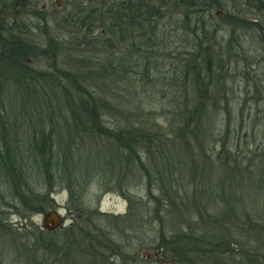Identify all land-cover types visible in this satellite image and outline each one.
Here are the masks:
<instances>
[{"label": "trees", "instance_id": "obj_1", "mask_svg": "<svg viewBox=\"0 0 264 264\" xmlns=\"http://www.w3.org/2000/svg\"><path fill=\"white\" fill-rule=\"evenodd\" d=\"M6 1L11 7L25 9L34 8L31 2L36 0ZM242 2L264 16V0ZM106 3L103 0L98 9L88 11L76 7L74 14H67L55 25V30L68 33V43L53 37L36 49L27 39L17 37V32L15 36L10 34L4 11L9 6L0 4V81L13 79L15 87L26 91L19 109L34 106V118L42 127L40 136L28 141V152L20 150L19 141L11 137V131L18 130L15 115L6 112L9 102L3 89L5 84L0 83L1 208L13 210L22 218L45 212L52 202L47 201L48 197L60 185L68 190L76 209L75 219L60 238L57 231H46L40 244L23 245L21 254L29 256L26 264H155L150 258L137 259L130 252V244L122 243L125 231L137 233L143 228L142 214L133 213L132 198H128L127 214L119 218L90 210L81 202L83 192L99 175L125 178L130 170L139 171L146 180L148 233L156 243L155 249L160 251L157 257L162 259L158 264H264V223L240 210L236 199L231 200L225 190L241 187L243 181L254 175L264 184V164L257 168L259 175L249 170L247 162L242 164L235 159L222 164L224 167L212 164L207 169L209 153L216 149L213 145L220 142L217 161H222L221 153L227 151L230 118L224 123L218 117L229 116L232 91L222 82V76L229 75L236 55L229 52L233 36L226 52L205 41L209 33L216 35V29L206 27L204 19L211 17L212 10L225 6L221 0ZM166 19L175 27L182 25L190 51L173 55L171 35L160 27ZM225 19L232 35L238 26L247 25V30L249 26L255 27L253 32L263 33L259 42L264 45V21L253 19L247 23L237 12L227 13ZM97 23L105 27L104 34L98 37L93 36ZM119 49L127 55L134 56L136 52L139 58L130 55V60L115 61L114 54ZM147 51L161 56L145 61L143 55ZM29 54L46 59V69L27 70L21 60ZM168 60L174 61L169 64ZM129 68L133 70V79H127L134 86L132 97L117 95L123 105L121 113L127 112L124 122L128 127L111 129L104 124L103 117L115 112L117 106L109 103L101 89L111 82L119 85ZM153 80L162 83L160 88L153 89L163 105L161 126L154 123L157 118L153 111L142 117L143 108L128 106L132 99L144 98L146 86ZM94 89L99 95L90 93ZM63 108L68 109L67 117L61 114ZM44 114L51 124L49 133L44 131ZM59 114L63 126L57 123ZM53 128L58 132L54 133ZM74 135L88 138L92 146L103 152L104 168L83 162L86 155L74 150L78 146ZM102 138L115 147L111 151L101 147ZM88 150L87 156L91 153ZM213 169L217 175L212 179ZM41 182L42 188H36L35 183ZM211 185L216 197L207 194ZM192 213L197 216L194 220ZM242 215L246 220L241 221ZM14 231L0 219V233L6 232L15 239L19 234Z\"/></svg>", "mask_w": 264, "mask_h": 264}, {"label": "rangeland", "instance_id": "obj_2", "mask_svg": "<svg viewBox=\"0 0 264 264\" xmlns=\"http://www.w3.org/2000/svg\"><path fill=\"white\" fill-rule=\"evenodd\" d=\"M5 1L6 0H0V4L9 6V3L5 4ZM100 1L101 3L103 2V0H60L61 6L58 7L55 0H36L31 2L35 4L34 8L27 6V8L21 9L9 6L8 8H10V10L6 8L4 11L9 24L8 27H11L9 29L10 34L15 36L17 32V37L27 39V43L36 49L39 45L41 47L43 43H48V38L52 40L53 37L64 39L59 40L60 43L64 41V43L67 44L68 41L66 37L68 33L60 29L55 30L57 21L65 18L67 14H74L72 12L78 6L86 11L98 9L101 6ZM118 1L120 0H105L108 4ZM221 3L225 6L224 9H214L210 13L211 17H205L204 19L206 27H209L211 31L216 29V35H211V33H209L204 39L212 45H217L218 47L216 48H221L222 51L226 52L229 39L233 36L234 41L231 44L232 51L229 52L231 55L235 54L236 59L231 64V71L228 72L229 75L222 76L224 78L222 82L225 85L227 84L232 91V98L228 105L229 116L227 114H222L218 117V119L222 120L224 123L230 118L229 136L226 142L227 151L221 153V157H223L221 158L222 161H217V153L221 152L220 142L213 145L216 146V149H214L213 152L209 151L211 160H207V169L208 167H213L212 164L214 166L224 167L227 162L235 159V161L242 164L247 162L248 167L251 166L249 170H253L251 172H255L256 175H259L257 168L261 166V164H264V45L259 42V38L263 36V33L253 32V29H255L253 26H249V30H247V25H245V27H236L232 35L231 27L225 24V18L227 13L231 14L237 12L239 17L246 20L247 23L253 19L262 23L264 21V16L258 12L249 10L243 5L242 0H221ZM174 15H179V13L174 12ZM169 22L170 21L166 19L160 27L168 35H171L169 42L171 51L174 52L173 55L190 51V49L187 50L190 46V42L186 39V34H183L185 31L182 25L175 27V25L173 26L169 24ZM104 28L103 25L97 23L93 29V36L98 37L104 34ZM200 37L202 36L200 35ZM52 45L54 44L52 43ZM136 54L135 52L134 56L130 55L138 59L139 55ZM130 55H127L124 50L119 49V51L114 54L116 58L115 61H118L119 58H122L124 61L130 60ZM173 55L171 56L175 57ZM159 56L161 55L149 51L143 55L146 59L145 61H154ZM46 58H49V56H46ZM21 61L24 62L27 70L46 69L47 67V60L34 54L27 55ZM173 61L174 60H168L167 63L170 64ZM177 61L178 60H176V62ZM128 78H130V80L133 79V70L130 68L127 70V77H123L119 85L115 86V84L111 82V84H106V86L101 89L105 91L104 94L106 98L109 99V103L114 107L117 106L115 112H111L109 115L107 114V116L103 117L104 124L111 129H126L128 127L124 122L127 112L125 114L121 113L123 105L121 99L117 97V95L120 94H129L128 96H130L134 91V86L131 81L128 82ZM255 81L256 83H254ZM2 82L5 84L3 89H5L7 95L6 99L11 104L9 105V103H6V112L11 116L15 115L13 119L16 120V128L18 129L15 130V132L11 131V137L15 136L19 141V149L27 153L28 141L31 140V138H38L41 132L40 128L42 127L38 125V122L34 118V106L26 105L24 109H19L21 99L25 96L26 91L22 88L19 89L15 87V80L13 79L6 80V82L0 81V83ZM20 84H22V82H20ZM161 84L162 83L157 82V80L149 82L148 87L146 86V95H142L144 98L139 96L138 99H132V103L128 105L129 108L132 109L136 107L143 108L142 117H144V115L146 116L147 111H153L154 117L157 118L154 120V123L159 126L164 125V118L160 117V111L163 105L161 106V100H157V94L154 93L153 89L160 88ZM53 89L54 88H51V90ZM138 90L140 91L141 89L138 87ZM55 91L58 92L59 90L55 89ZM90 93L99 95L95 89L91 90ZM53 109L56 112L55 116H57L58 110L56 104L53 105ZM67 110L68 109L63 108L61 112L65 117L69 115ZM1 111H3V109H1ZM61 114H59L57 123L63 126L62 124L64 121L61 118ZM44 116V131L49 133L52 131L50 130L51 124L48 121V115L44 114ZM241 120L243 121L242 124L240 122ZM223 128H225L224 125ZM223 128L222 131H224ZM53 129L54 133L59 130L57 128ZM73 140L78 144V146L74 147V150L78 149V151L85 153L86 157H84L83 160L85 164L89 165L96 163V167L104 168L103 152L92 146L87 141L88 138L85 137L81 139L74 135ZM99 142L101 147H106L110 151L111 148L115 147L114 145L112 147L110 141L104 138ZM88 149L91 150V153L87 156L86 152H89ZM112 162L114 163L113 160ZM216 173V169H213L211 173L212 179L217 175ZM145 183L146 180L144 176L139 171L134 170L128 171L125 178H121L120 176L117 178L113 176L110 178H103L99 175L90 185L91 187L85 189L81 197V202L90 210H95L100 214L106 213L109 216L114 215L119 218L125 217L127 214L129 209L128 198H132L131 200L134 202L133 213L136 215L139 213L142 214L140 219L143 228L138 230L137 233H132L131 231L128 233V231H125L124 234L121 235L122 243H126L127 241L130 244V252L134 254L137 259L150 258L155 264H158V260L162 259L160 255L157 257L160 251L155 249L156 243L152 241V237H149L148 233L147 222L149 221V216L147 215L148 208H146L147 197ZM42 185V182L39 183V185L35 183L36 188H42ZM225 190L228 191L227 195L231 197V200H234V198L236 199L235 202L237 201L240 210H244V213L252 219H257L264 223V184L261 183L258 176L254 175L249 177V179L243 181L241 187L231 186L225 188ZM0 191H3L1 186ZM215 192L216 190L213 189L211 185L207 194L216 197ZM69 197L68 190L64 186L59 185L47 199V201H52L49 209L42 213L27 215L25 218H22L19 214L13 212V210L1 208L0 204V219L13 230L18 231L20 235H17L14 239L9 237L6 232L0 233V264L27 263L26 259L28 260L29 256L26 255L27 253L21 254V250L24 248L23 245H25V243H41V238L45 237L44 233L46 232L42 229V216L50 211L60 212L65 219L64 225L56 230L60 238L61 233L71 225V221L76 217V209L72 206ZM69 207L70 209L68 210ZM191 216L193 220L197 217L194 213H192ZM244 220H246V218L242 215L241 221ZM118 227L121 229L122 225ZM161 261L163 263L165 262L164 260Z\"/></svg>", "mask_w": 264, "mask_h": 264}, {"label": "water", "instance_id": "obj_3", "mask_svg": "<svg viewBox=\"0 0 264 264\" xmlns=\"http://www.w3.org/2000/svg\"><path fill=\"white\" fill-rule=\"evenodd\" d=\"M58 7L61 6L60 0H55ZM65 223L64 217L58 211H50L42 216V229L47 232H54Z\"/></svg>", "mask_w": 264, "mask_h": 264}]
</instances>
